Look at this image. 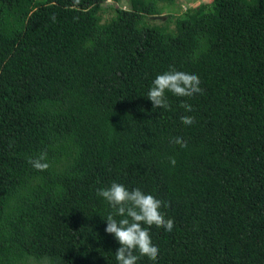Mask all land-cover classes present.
I'll return each mask as SVG.
<instances>
[{
    "label": "trees",
    "instance_id": "trees-1",
    "mask_svg": "<svg viewBox=\"0 0 264 264\" xmlns=\"http://www.w3.org/2000/svg\"><path fill=\"white\" fill-rule=\"evenodd\" d=\"M106 1L0 0V264H117L112 182L174 221L137 264H264V0ZM170 67L203 92L153 109Z\"/></svg>",
    "mask_w": 264,
    "mask_h": 264
},
{
    "label": "clouds",
    "instance_id": "clouds-1",
    "mask_svg": "<svg viewBox=\"0 0 264 264\" xmlns=\"http://www.w3.org/2000/svg\"><path fill=\"white\" fill-rule=\"evenodd\" d=\"M52 19L55 20V17ZM200 83L198 75L170 67L168 71L157 75L153 80L147 92V99L151 101L153 109H168L166 92L176 97L191 98L194 94L203 92ZM180 107L186 112L193 111L192 106L187 102H182ZM181 122L185 126H191L195 123V118L181 116ZM172 142L181 147L187 146L182 137H175ZM28 162L38 171H45L50 166L45 152L40 153L36 158H30ZM169 163L175 166V158L170 157ZM96 195L103 198L113 210L104 221H106L105 232L114 236L119 243L115 252L117 264H137L141 257L156 262L159 248L153 245L149 229L156 226L167 231L172 230L174 221L166 219L161 212V208L168 205L139 188L129 190L117 182H112L106 188L97 189ZM117 216L120 217L119 220L115 218Z\"/></svg>",
    "mask_w": 264,
    "mask_h": 264
},
{
    "label": "rangeland",
    "instance_id": "rangeland-1",
    "mask_svg": "<svg viewBox=\"0 0 264 264\" xmlns=\"http://www.w3.org/2000/svg\"><path fill=\"white\" fill-rule=\"evenodd\" d=\"M106 6H110L111 8H120V9H127L128 8V3L126 0H107ZM210 0H177L175 5L167 7L164 12L165 14H170V15H178L184 10L191 8V7H196L200 4L208 3ZM113 15V12L111 9L106 8V10L103 13V19H107ZM30 264H37V263H30ZM39 264H44L43 262Z\"/></svg>",
    "mask_w": 264,
    "mask_h": 264
}]
</instances>
